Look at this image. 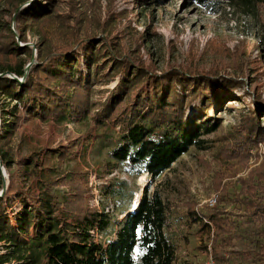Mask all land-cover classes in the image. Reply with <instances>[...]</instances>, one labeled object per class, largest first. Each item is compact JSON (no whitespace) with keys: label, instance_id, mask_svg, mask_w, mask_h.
<instances>
[{"label":"trees","instance_id":"16d2710c","mask_svg":"<svg viewBox=\"0 0 264 264\" xmlns=\"http://www.w3.org/2000/svg\"><path fill=\"white\" fill-rule=\"evenodd\" d=\"M194 1L204 6L213 0ZM218 1L236 5L243 12L264 6V0ZM85 2L0 0V192L6 187L0 196V242L4 246L0 264H174L177 247L172 209L157 189L149 194L143 189L136 208L132 210L130 203L122 211L124 217L115 237L103 243L96 235L107 230L110 216L94 205L93 195L77 171L51 180L37 196L20 187L12 172L15 155L11 147L19 114L24 108L30 119L42 122L65 117L85 122L93 113L96 126L116 125L119 129L110 159L125 163L130 175L145 173L155 181L191 147H210L204 136L217 131L221 119L211 118L207 111H220L224 100L233 98V90L244 86L243 81L218 76L216 70L182 66L156 73L142 61L131 63L110 51L107 42L97 41L90 25L82 27L83 20L89 19L81 9ZM62 4L70 11H64ZM52 25L56 27L49 35L44 28ZM28 34L38 37L37 54L24 76L33 55L32 47L26 44ZM115 78L113 88L99 91H106L104 101L92 99L94 86L106 85ZM147 82L152 92L145 99L141 88ZM244 94L257 107L250 109L232 139L221 148L220 156L246 167L249 150L259 144L264 147V125L259 122L263 108L259 97L248 91ZM191 105L193 115L188 114ZM69 153L68 148H58L31 155L21 167L22 174L37 179L41 173L48 175L53 155L59 169ZM103 166L106 177L112 173L113 163L107 161ZM1 167L7 174V185ZM219 178L214 183L218 203L229 189ZM238 182L240 190L235 199L243 207L249 226H253L249 235L252 248L236 247L235 240L245 239V235L235 232L237 222L217 205L199 208L193 202L184 203V225H196L197 233L208 237L200 249L214 264H264V161ZM57 186H67L63 198L53 194ZM122 186H126L124 181H116L106 183L104 188L106 194L119 197ZM16 202L21 205L15 214L12 212L14 224L6 208ZM54 211L56 216H51Z\"/></svg>","mask_w":264,"mask_h":264},{"label":"rangeland","instance_id":"374dc122","mask_svg":"<svg viewBox=\"0 0 264 264\" xmlns=\"http://www.w3.org/2000/svg\"><path fill=\"white\" fill-rule=\"evenodd\" d=\"M86 1L81 9L87 12L89 19L83 20L82 27L90 25L95 39L107 42L109 50L123 55L125 60L133 64L142 61L156 73L182 66L201 71L216 70L218 76L242 79L244 86L233 90V98L225 99L220 111L217 108L207 111L211 118L221 119L218 130L204 136L210 147H191L153 182L145 173L130 175L125 163H115L110 159L109 151L118 143L119 129L116 125L96 126L93 113L85 122L71 120L69 117L42 122L30 119L27 110L22 108L18 131L11 145L15 155L12 170L15 182L37 196L51 180L63 179L65 175L77 171L82 183L92 193L94 205L110 216L107 230L96 235L103 243L115 237L119 222L124 217L122 211L130 203L133 207L136 202L138 204L144 193L143 189H147L148 194L157 189L172 209L173 235L177 247L174 264H203L209 255L200 247L208 241V237L200 236L196 225L191 228L184 225V203L193 202L203 208L212 195L218 199L214 185L220 177L221 185H227L229 189L225 199L215 205L237 222L235 232L244 233L245 239L235 240L236 247L252 248L253 241L249 235L250 227L253 226H249L243 207L235 197L240 190L239 178L246 177L248 171L264 161V147L259 144L249 150L251 155L246 167L237 160L221 159L220 151L232 139L235 129L240 127L250 109L257 107L251 97L244 94L245 91L259 97L263 105L259 122L264 125V6L258 5L253 11L243 12L236 5L218 0L204 6L194 0ZM61 7L64 11H70L65 4ZM5 18L10 19V16L6 15ZM55 27L56 25L45 27L44 31L51 35ZM26 42L32 47L35 59L38 37L28 34ZM81 58L78 61L82 64ZM116 82L117 79L106 85L94 86L91 90L92 99L104 101L107 93H100V89H111ZM150 84L147 82L141 88L145 99L151 96ZM180 90L177 86V91ZM197 105L198 102L195 101V106ZM188 114H194L193 105L188 108ZM58 148L70 149L62 167L57 168L56 156L53 155L48 175L41 173L37 179L35 176L26 177L22 174L21 167L29 160V156L45 154L50 149ZM107 161H111L114 168L111 174L103 177L106 169L103 165ZM40 162L39 160L38 163ZM5 175L7 185L9 181L6 172ZM116 181H124L126 186L121 187V196L112 197L106 194L104 187L106 183ZM67 190V186H57L52 192L63 198ZM20 205L16 202L6 208L14 224V214ZM51 216H56L55 211ZM3 247V242H0V253L4 252Z\"/></svg>","mask_w":264,"mask_h":264},{"label":"water","instance_id":"95a60500","mask_svg":"<svg viewBox=\"0 0 264 264\" xmlns=\"http://www.w3.org/2000/svg\"><path fill=\"white\" fill-rule=\"evenodd\" d=\"M33 61H34V55H32L31 61H30L29 64L26 66L24 76L27 74V72H28L29 68L31 67V64L33 63ZM13 78H16V77H13ZM23 79H24V77L21 78V79H19V81L22 82ZM0 164H1V162H0ZM1 166H2V165H1ZM1 170H2V176H3V177H6V175H5V169H4L3 167H1ZM5 189H6V187H5L4 189H2V191L0 192V196L3 194V192L5 191Z\"/></svg>","mask_w":264,"mask_h":264},{"label":"built area","instance_id":"2783aa9c","mask_svg":"<svg viewBox=\"0 0 264 264\" xmlns=\"http://www.w3.org/2000/svg\"><path fill=\"white\" fill-rule=\"evenodd\" d=\"M217 202L216 196L212 195V197L209 199L208 203L206 205L212 207ZM203 264H214L211 256L208 257V259Z\"/></svg>","mask_w":264,"mask_h":264},{"label":"bare ground","instance_id":"6f19581e","mask_svg":"<svg viewBox=\"0 0 264 264\" xmlns=\"http://www.w3.org/2000/svg\"><path fill=\"white\" fill-rule=\"evenodd\" d=\"M139 195L141 194V193H138ZM136 206H137V202H136V204L134 205V207L132 208V210H134L135 208H136Z\"/></svg>","mask_w":264,"mask_h":264}]
</instances>
